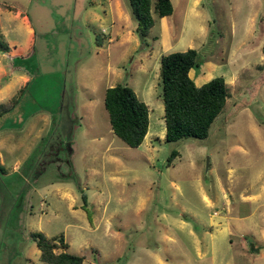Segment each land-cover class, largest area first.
I'll return each mask as SVG.
<instances>
[{"label": "rangeland", "instance_id": "obj_1", "mask_svg": "<svg viewBox=\"0 0 264 264\" xmlns=\"http://www.w3.org/2000/svg\"><path fill=\"white\" fill-rule=\"evenodd\" d=\"M109 1L0 0V41L20 51L32 42L26 56L0 51V71L8 72L0 77V103L17 98L0 115V264H44L29 238L36 231L62 235L81 264H259L252 246L259 247L263 207L238 224L227 219L228 234L208 221L213 211L224 213L225 198L238 202V190L264 187V0H202L199 16L188 17L184 37L197 25L208 32L196 60H223L209 78L225 82L234 71V79L225 82L229 95L207 136L171 142L163 140L149 32L134 46L127 0H117L127 15L121 33L110 31ZM253 14L252 41L240 45ZM115 84L146 93L148 133L137 147L110 130L103 95Z\"/></svg>", "mask_w": 264, "mask_h": 264}, {"label": "trees", "instance_id": "obj_2", "mask_svg": "<svg viewBox=\"0 0 264 264\" xmlns=\"http://www.w3.org/2000/svg\"><path fill=\"white\" fill-rule=\"evenodd\" d=\"M127 2L130 17L136 23L134 31L141 44H145L146 36L155 19L172 12L170 0H127ZM97 45L100 44L97 42ZM30 49L31 45L27 55L30 54ZM8 50V43L0 41V51ZM261 50L264 56V46ZM197 54L195 49L187 48L183 51L162 54L158 59L165 142L184 138H205L209 126L222 111L229 95L227 85L221 76L212 77L200 85L194 84L188 76V70L197 64ZM17 91L20 93L22 88ZM16 102L15 96L0 103V115L10 111ZM103 105L107 111L111 132L128 147H137L147 131L148 105L125 84L106 87ZM68 149L70 150L69 146ZM174 153H170L167 165ZM29 238L34 242L39 259L44 264H81L82 262L83 256L65 250L67 243L64 242L62 235L47 238L36 231L30 232Z\"/></svg>", "mask_w": 264, "mask_h": 264}, {"label": "crops", "instance_id": "obj_3", "mask_svg": "<svg viewBox=\"0 0 264 264\" xmlns=\"http://www.w3.org/2000/svg\"><path fill=\"white\" fill-rule=\"evenodd\" d=\"M248 1L252 5L254 0H248ZM170 2L172 5L171 14L156 18L153 25L149 29V42H148L149 43V52H148L149 66L151 65L154 68L155 72L157 71V63H158V59L160 55L173 52L171 50L177 46H183L182 49H179L180 51H183L187 48H193L197 51L198 48L200 49L204 45L207 39V33H208L207 27L204 29V27L202 28L201 25H197L198 26L197 30L195 29L194 33H191L185 37L183 35L186 25H188V17L196 18L197 16H199V12H197V8L202 6V0H170ZM107 5H109V7L107 9V12L104 11V17L108 18V22H109L108 28L110 31H113V32L119 31L121 33L122 24H121L120 18L125 13H123L121 10L117 8L119 7V3L117 2V0H113L112 6L110 4V1L107 2ZM21 18H22L21 20L26 25V32L28 34V37H31V40H32L33 31L30 28V26L26 23V17L22 16ZM256 18L257 16H255V14L250 15L248 19L247 28L244 32V36L240 40L241 41L240 45H242L243 43H248L250 42V40L252 41V33H254V29H255L253 26L255 24ZM127 19L128 21L127 20L126 21L128 22V26H130L129 31H128V35L130 38L132 37L133 33H135L134 29H135L136 23L131 24L129 20L130 19L129 16ZM259 22H262L261 18ZM106 30L107 29H105L104 27L100 29L101 32H106ZM146 40L148 39L146 38ZM146 40L145 42H147ZM5 42L8 43L9 50L7 52H2L3 53L2 55L7 56V57H10V56L16 57L17 55H13V53H18L19 56L23 55L22 53H24V55L27 54L28 48L32 43L31 41H28L27 44H25V47L23 49L24 52H22L23 50L20 51L21 50L20 48L16 49L14 46H12L13 42L11 41H5ZM148 43H146V45ZM139 45H141L139 40H134V46H139ZM97 46H100V45H97ZM222 62L223 60L217 62L211 59V55H206L202 57L201 61L200 60L197 61V64L194 67L188 70V76L192 79L195 85H200L210 79L209 78L211 75L210 72L215 68V66L219 65L218 63H222ZM224 63L227 64V61H225ZM7 73L8 72L2 69V71H0V77L3 75H6ZM226 77H227V80H225V82L233 81L232 78L234 79V71H229ZM28 78L29 77L27 75L20 76L19 77L20 84L24 85L26 81H29ZM19 88L20 86L17 89ZM151 89L152 88H150L149 86V96L152 94ZM135 94L142 101H143V98H145L146 96V93L145 92L141 93V91H139V95H137V93ZM143 102L146 103V101H143ZM158 113H159V116H161L160 115L161 111H159ZM71 120L73 119L71 118ZM147 131L145 135L148 133ZM227 189H228V194L233 192V190H231L230 188H227ZM257 192L258 194L257 193L251 194L250 188L246 187V188H242L241 190H238L237 192L238 202H234L235 200L234 197H232L233 201L231 202H229L225 198L224 203H221L220 205V210L224 211V213H221L220 211L215 210L210 214L209 221H208V224H210V228L213 226L219 227V231L227 233L226 231L227 228L225 227L227 226V224H225V222H227L228 220H231V221H234L233 222L234 224H238L239 222L249 219L251 215L253 214V212L258 210L260 207H263L261 208V214H262V217L264 218V202H262V204L257 203L255 206L251 207V204L255 203V201L260 200L263 197L262 194L264 193V187L263 186L260 187ZM223 196L224 194H222V197ZM202 198L206 201L207 205H212V206L215 205L214 203L209 201L205 195H202ZM231 205L235 207L231 208L230 207ZM234 208H236L235 213L232 216L227 215ZM204 226H207V225H204ZM221 236L223 237L224 235L222 234ZM210 241H211V238H210ZM232 241L233 240L231 238H228V242L231 244V246L236 245V244H232ZM257 242H258L259 247L256 244H254L252 248L256 246V249L254 251L256 252V254H259L258 255L259 264H264V228L260 230V240ZM241 243H244L243 247L241 246V249L247 252L248 247L245 246V242L243 241ZM216 248L217 247H214L213 245L211 246V249H210V252L213 253L214 256H215Z\"/></svg>", "mask_w": 264, "mask_h": 264}]
</instances>
